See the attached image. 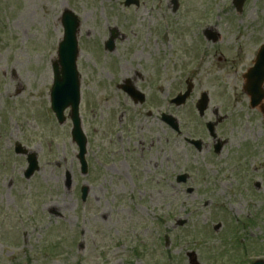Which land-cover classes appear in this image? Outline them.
<instances>
[{"label":"rangeland","instance_id":"1","mask_svg":"<svg viewBox=\"0 0 264 264\" xmlns=\"http://www.w3.org/2000/svg\"><path fill=\"white\" fill-rule=\"evenodd\" d=\"M124 2L0 0V264H189L186 255L193 251L201 264L264 260V202L252 208L237 194L256 175L264 200V116L251 109L243 78L264 44V0H247L241 15L232 0H178L176 12L173 0H139L138 7ZM66 10L81 20L80 114L88 175L80 171L69 110L63 125L51 110L52 66ZM111 29L126 37L116 41L115 57L126 66L117 77L107 64L96 65L109 59L100 41L108 40ZM206 29L219 34L217 42L207 41ZM135 51L137 56H129ZM161 57L165 64L158 73ZM111 67L118 69L113 61ZM135 71L150 83L171 85L172 95L189 74L195 100L209 93V111L200 118L186 109L166 110L168 95H162L163 110L174 111L185 124L181 136L152 117L148 130L133 119L122 139V94L113 83L134 77ZM114 94L107 107L105 100ZM221 116L226 117L217 134L227 142L215 158L208 153L214 142L204 128ZM124 117L132 119L130 113ZM199 137L209 150L198 153L186 143ZM16 144L38 158L39 171L30 179L25 178L27 157L15 154ZM211 164L218 174L208 169ZM184 170L192 176L181 185L176 178ZM83 186L89 188L85 202ZM192 187L195 191L188 193ZM224 209L249 220L240 233L245 255L233 239L237 225ZM179 221L186 226L178 227Z\"/></svg>","mask_w":264,"mask_h":264},{"label":"water","instance_id":"2","mask_svg":"<svg viewBox=\"0 0 264 264\" xmlns=\"http://www.w3.org/2000/svg\"><path fill=\"white\" fill-rule=\"evenodd\" d=\"M246 0H235V5L239 11ZM136 3L132 0H127L126 5ZM62 25L64 28V37L58 48V59L54 62V86L52 89V108L57 114L59 122L62 124L66 118L64 112L66 109L71 107V119L74 123L73 138L80 148L78 158L82 165L83 173L87 172V140L82 131L81 120L79 116V105H80V79L77 68V59L79 55L78 48V33L80 28L79 18L70 10H66L62 16ZM207 37L210 40L216 41V34L210 31L206 32ZM115 36L112 37L108 44L110 49H113ZM248 80V87L252 94L253 106H258L264 99V47L258 54L255 67L250 70L246 75ZM184 99V98H183ZM200 107L203 112L206 109L207 97L204 96ZM173 122L176 121L173 119ZM17 153L25 154L21 146H18ZM29 163L31 164L26 176L30 178L33 173L38 170L37 160L35 155L29 156ZM70 178V175L69 177ZM83 198L86 197V189L83 190ZM191 258V264H198L195 254L189 255ZM261 264V263H256Z\"/></svg>","mask_w":264,"mask_h":264},{"label":"flooded vegetation","instance_id":"3","mask_svg":"<svg viewBox=\"0 0 264 264\" xmlns=\"http://www.w3.org/2000/svg\"><path fill=\"white\" fill-rule=\"evenodd\" d=\"M113 30H116V29L109 30V35L111 34V32ZM116 31L118 32V30H116ZM125 38L126 37L124 36V34L118 32L117 41L118 40H124ZM167 40H168V36L166 37L165 41H167ZM102 41L103 40H101L102 45H105L107 42L106 41L105 43H103ZM116 49H115V51L106 54V56L109 58V59H107V61L98 62L96 64L98 66H102L104 64H107L106 67H107V69H109V71H110L109 73L111 75H113L114 77H117L118 73L122 72L120 70H124L126 67V66L125 67L121 66L118 63V59L115 57V55L117 56V54H118ZM137 55H138V51H135V52H132L129 54V56H137ZM162 58L163 57H161V59L158 60V62H157L158 73H160V71H161V69H159V67H161L165 64L162 61ZM112 61L117 64V66H118L117 70H114L111 67ZM165 61H168V60L165 59ZM135 72H136V74L134 77L122 78V76H121L119 79H116L113 83V86L116 88L115 91L119 95L122 94L120 96L122 98L121 103L124 107V110H122L121 108L118 107V109L120 110L119 114L121 115L119 117L118 123H119L120 134H121L122 139H124L125 134L128 133L129 128L131 126V122L133 121V119L137 122V124L140 128H143L144 130H148V129H151V127H148L146 129L145 124H147L149 122L148 121L149 118H152V117L156 118V119H160V121L163 123V125H162L163 129L169 131L172 134V132H174L172 127L169 124H166L163 121L161 116L163 114H169V115L173 114L172 111L167 112V111H164L162 108V101H163V99H165L164 97H162V95H165V96L168 95V98L164 102L163 107L166 110H170L173 108L172 107V90H173V87L171 85L166 86L165 82L159 83V81H155L154 83H150L149 81H147V79L144 77V75L141 72H139V71H135ZM107 77H109V76L107 75ZM159 77L162 78L160 75H159ZM186 81H188V80H186ZM186 81H185V83H186ZM191 81H194V80L189 79V82H191ZM179 86H180L179 87L180 88L179 93H183L186 91V86L183 87L181 82H180ZM192 87H193V91H192L188 101H186V105L184 106V108H186V110L184 111V113H191V114L197 113V111H196L197 106H198V103H199V100H200L202 94L197 100H195L194 99V92L196 91V85H192ZM100 88H104V87H100ZM111 95H112V93H111ZM115 96L116 95L114 94L108 100H105V102L109 101L107 107L112 106V105H110V103L111 102L114 103ZM103 98L106 99L105 97H103ZM166 105L168 106V109H167ZM210 105H211V101L209 103V107H210ZM114 111L116 112L117 110H114ZM208 111H209V108H208ZM131 112H133L134 114H137V115H134ZM125 113H130L132 119L130 118L127 120L124 117ZM215 114L216 115L218 114V109H216ZM215 122H216L215 129L218 130L220 127V124H221L220 118L216 117ZM180 126H181V128L185 127V124L180 123ZM205 127H207V126H205ZM171 137H172V135H171ZM193 139H199L202 141L201 149H197L195 146L190 144L188 141L189 140L188 138H186V143L188 145H190L192 147V149H195V151H197L198 153H201L205 149V147H206V150L210 149V147H209L210 144L205 142L201 137L193 138ZM170 141H171V138H170ZM213 142H214V140H213ZM212 148H213V146H212ZM134 150L132 148H130L129 152L134 151ZM196 161H198V160L194 159L195 163H196ZM185 172L190 173L189 171H185ZM190 176H192V175H190ZM190 180H191V178H190Z\"/></svg>","mask_w":264,"mask_h":264}]
</instances>
